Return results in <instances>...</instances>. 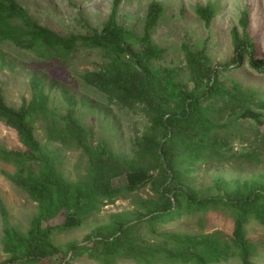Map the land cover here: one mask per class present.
<instances>
[{
    "label": "trees",
    "instance_id": "trees-1",
    "mask_svg": "<svg viewBox=\"0 0 264 264\" xmlns=\"http://www.w3.org/2000/svg\"><path fill=\"white\" fill-rule=\"evenodd\" d=\"M119 2L113 0L100 29L63 36L39 24L16 0H0V41L22 49H38L41 55L48 52L65 56L79 46L98 49L102 61L80 75L83 82L121 108L141 109L149 122L133 141V155L112 153L102 143L91 144L87 129L76 117L73 97L63 90L67 107L62 123L52 121L45 138L73 147L84 157L83 173L71 179L65 174L60 148L42 144L35 135V121L48 113L50 97L44 79L31 78V98L18 107L5 103L0 90V121L15 130L24 147L0 148V160L15 168L11 173L3 171V175L24 190L38 208L29 228L21 233L8 224V213L0 198L2 243L9 253L8 261L30 264L61 254L52 238L54 232L78 228L103 206L148 186L154 196L138 197L133 212L111 214L108 223L84 236L82 244L70 242L63 256L69 258L58 264H71L75 255H85L98 264H117L125 258L137 264H221L230 258L240 264H255L252 258L257 249L247 237L246 226L256 221L264 227V175L244 185L216 178V193L210 195L195 190L190 175L199 162H230L234 156L250 159L258 155L227 150L230 139H237L236 123L249 119L257 125L264 123L263 114L253 110H264V100L237 82L220 80L217 69H229L231 63H240L247 56L249 65L264 73V56L257 57L249 36L236 39L234 58L215 68L203 49L185 48L190 86L179 79L175 68L154 64L165 52L151 39L163 11L161 2L148 4L143 31L137 38L138 50L126 41L128 30L117 22ZM196 11L208 26L216 7L207 3L198 5ZM225 111L230 118L221 122ZM229 125L232 131L221 135L220 129ZM258 127L254 129L264 138ZM120 176H125V183L114 185L112 180ZM217 207L230 211L233 228L229 237L218 231L189 234L157 230L156 223ZM143 225L149 227L156 240L140 235L138 228Z\"/></svg>",
    "mask_w": 264,
    "mask_h": 264
},
{
    "label": "rangeland",
    "instance_id": "rangeland-1",
    "mask_svg": "<svg viewBox=\"0 0 264 264\" xmlns=\"http://www.w3.org/2000/svg\"><path fill=\"white\" fill-rule=\"evenodd\" d=\"M28 14L39 24L51 28L60 35H79L91 33V28L100 29L112 8L113 0H16ZM153 0H120L117 7V22L128 30L126 41L135 50L140 48L137 38L141 36L148 4ZM161 2L163 11L151 32L152 42L164 48L163 57L154 62L156 67L169 66L176 69L181 81L189 84L185 61V48L203 49L209 58V64L215 68L220 64L231 62L235 56V40L249 36L256 46L257 57L264 56V0H156ZM211 3L216 7L215 15L208 26L198 16V5ZM102 61L101 52L89 46H79L69 55L61 56L38 49H22L9 41H0V90L5 103L18 107L23 101L31 98L30 80L41 77L49 92L48 113L38 117L34 131L42 144L50 148H60L64 158L65 174L71 179L83 173L84 157L75 148H66L59 143L48 142L45 138L47 127L51 122H61L67 102L62 93L66 90L75 101L76 117L88 131L92 145L104 144L112 153L133 155V141L145 130L149 123L144 112L139 108H121L102 92L86 84L80 75L86 70H93ZM220 80L237 82L243 88L256 93V98L264 100V73H259L243 56L240 63H231L230 68H218ZM263 114L264 110L253 107ZM230 116L228 111L222 113L221 122ZM239 132L228 142V152L248 154L257 152L250 159L234 156L230 162H199L190 175L195 190L200 194L216 193L213 183L216 178L223 182L234 181L244 185L246 181L264 175V138L257 133L254 126L264 133V123L257 125L253 119L236 123ZM232 131L231 126L222 127V132ZM0 148L24 150L14 129L0 121ZM14 166L0 160V198L7 213L8 224L24 233L36 215L37 204L28 194L13 184L4 175L13 172ZM125 176L112 180L114 185L125 183ZM154 196L147 186L137 192L121 197L112 204L103 206L98 213L88 217L80 227L61 232H54L53 241L61 249V254L53 255L30 264H58L65 261L64 253L70 242L83 243V238L94 227L109 222L113 213L133 212L138 197ZM229 209L217 207L205 212L183 214L167 223H156L158 231L184 232L189 234L218 231L226 237L231 235L233 221ZM62 220V215L58 218ZM4 221L0 214V264H20L8 261L9 253L3 248ZM142 237L156 240L147 225L138 228ZM247 237L257 249L252 258L255 264H264V227L256 221L246 226ZM71 264H98L85 255H75ZM117 264H137L129 258L121 259ZM221 264H240L230 258Z\"/></svg>",
    "mask_w": 264,
    "mask_h": 264
}]
</instances>
